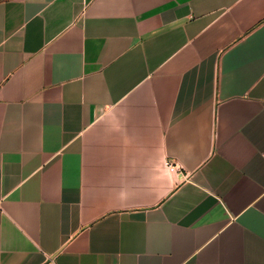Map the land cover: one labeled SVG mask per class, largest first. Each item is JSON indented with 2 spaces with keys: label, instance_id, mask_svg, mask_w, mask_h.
<instances>
[{
  "label": "crops",
  "instance_id": "obj_1",
  "mask_svg": "<svg viewBox=\"0 0 264 264\" xmlns=\"http://www.w3.org/2000/svg\"><path fill=\"white\" fill-rule=\"evenodd\" d=\"M0 264H264V0H0Z\"/></svg>",
  "mask_w": 264,
  "mask_h": 264
},
{
  "label": "built area",
  "instance_id": "obj_2",
  "mask_svg": "<svg viewBox=\"0 0 264 264\" xmlns=\"http://www.w3.org/2000/svg\"><path fill=\"white\" fill-rule=\"evenodd\" d=\"M166 166H167V167H171V166H173V165H172L171 163H167V162H166Z\"/></svg>",
  "mask_w": 264,
  "mask_h": 264
}]
</instances>
